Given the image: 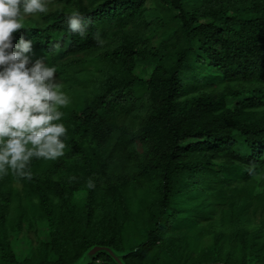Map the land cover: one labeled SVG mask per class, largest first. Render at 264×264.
<instances>
[{
    "label": "trees",
    "instance_id": "1",
    "mask_svg": "<svg viewBox=\"0 0 264 264\" xmlns=\"http://www.w3.org/2000/svg\"><path fill=\"white\" fill-rule=\"evenodd\" d=\"M45 3L13 45L57 69L66 148L0 174V264H264V0Z\"/></svg>",
    "mask_w": 264,
    "mask_h": 264
},
{
    "label": "clouds",
    "instance_id": "2",
    "mask_svg": "<svg viewBox=\"0 0 264 264\" xmlns=\"http://www.w3.org/2000/svg\"><path fill=\"white\" fill-rule=\"evenodd\" d=\"M45 0H0V174L32 178L27 170L33 158L55 160L64 155L67 128L58 123L61 108L70 103L56 79L55 67L36 61L29 67L30 41L13 45V34L25 28L24 17L46 13ZM68 26L86 34V24L73 14ZM99 40V37H97ZM102 43V41H100ZM13 47L16 51H12ZM74 179V178H73ZM88 188H94L89 179Z\"/></svg>",
    "mask_w": 264,
    "mask_h": 264
},
{
    "label": "rangeland",
    "instance_id": "3",
    "mask_svg": "<svg viewBox=\"0 0 264 264\" xmlns=\"http://www.w3.org/2000/svg\"><path fill=\"white\" fill-rule=\"evenodd\" d=\"M46 2L49 0H45ZM95 64L94 63H89L87 65V70H93L95 69ZM56 79L59 83H61L60 77L56 76ZM141 150V149H140ZM142 151V150H141ZM28 237L31 241H33L34 243L37 241V239H41L43 241H48L49 240V236H48V232L47 229L45 227H40L37 229V232L34 233V231H25L20 234L17 238H13V248L16 252V254L19 256L20 259H23L24 257H26L29 253V249H30V243H27L28 241L25 240L24 238ZM29 240V241H30ZM250 264H253V261H250Z\"/></svg>",
    "mask_w": 264,
    "mask_h": 264
},
{
    "label": "water",
    "instance_id": "4",
    "mask_svg": "<svg viewBox=\"0 0 264 264\" xmlns=\"http://www.w3.org/2000/svg\"><path fill=\"white\" fill-rule=\"evenodd\" d=\"M98 248H96V249H94L93 251H91L90 253H89V255L87 256V259H86V261L83 263V264H87V262L89 261V259H90V256L97 250Z\"/></svg>",
    "mask_w": 264,
    "mask_h": 264
}]
</instances>
